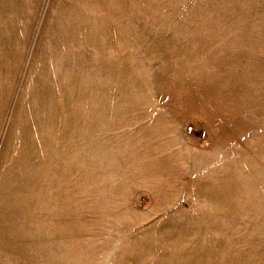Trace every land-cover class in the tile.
I'll use <instances>...</instances> for the list:
<instances>
[{"label":"rangeland","instance_id":"374dc122","mask_svg":"<svg viewBox=\"0 0 264 264\" xmlns=\"http://www.w3.org/2000/svg\"><path fill=\"white\" fill-rule=\"evenodd\" d=\"M0 264H264V0H0Z\"/></svg>","mask_w":264,"mask_h":264}]
</instances>
